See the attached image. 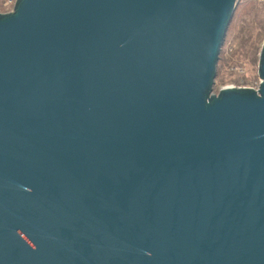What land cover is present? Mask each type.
<instances>
[{
	"label": "water",
	"instance_id": "obj_1",
	"mask_svg": "<svg viewBox=\"0 0 264 264\" xmlns=\"http://www.w3.org/2000/svg\"><path fill=\"white\" fill-rule=\"evenodd\" d=\"M239 2L0 12V264H264V42L214 92Z\"/></svg>",
	"mask_w": 264,
	"mask_h": 264
},
{
	"label": "rangeland",
	"instance_id": "obj_2",
	"mask_svg": "<svg viewBox=\"0 0 264 264\" xmlns=\"http://www.w3.org/2000/svg\"><path fill=\"white\" fill-rule=\"evenodd\" d=\"M217 65L214 92L223 87L258 89L259 55L264 42V1L240 0Z\"/></svg>",
	"mask_w": 264,
	"mask_h": 264
},
{
	"label": "built area",
	"instance_id": "obj_3",
	"mask_svg": "<svg viewBox=\"0 0 264 264\" xmlns=\"http://www.w3.org/2000/svg\"><path fill=\"white\" fill-rule=\"evenodd\" d=\"M264 1V0H259ZM16 0H0V12H9L12 11Z\"/></svg>",
	"mask_w": 264,
	"mask_h": 264
},
{
	"label": "trees",
	"instance_id": "obj_4",
	"mask_svg": "<svg viewBox=\"0 0 264 264\" xmlns=\"http://www.w3.org/2000/svg\"><path fill=\"white\" fill-rule=\"evenodd\" d=\"M240 4H241V3H239L238 6H237L238 9L240 8ZM237 8H236V9H237ZM235 12H236V11H235ZM234 15H235V14H234ZM230 24H231V23H230Z\"/></svg>",
	"mask_w": 264,
	"mask_h": 264
}]
</instances>
